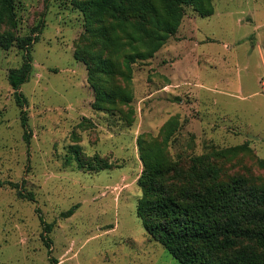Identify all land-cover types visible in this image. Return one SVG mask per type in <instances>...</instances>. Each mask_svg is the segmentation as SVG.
Returning a JSON list of instances; mask_svg holds the SVG:
<instances>
[{
  "label": "rangeland",
  "instance_id": "obj_1",
  "mask_svg": "<svg viewBox=\"0 0 264 264\" xmlns=\"http://www.w3.org/2000/svg\"><path fill=\"white\" fill-rule=\"evenodd\" d=\"M16 1L17 35L44 27L21 89L29 143L8 81L24 53L0 48V264H180L137 215L138 139L163 144L184 172L205 156L222 180L264 184V0H211L210 17L185 7L177 34L154 58L134 64L130 81L115 76L132 102L118 97L105 111L93 109L88 69L75 57L89 37L76 0ZM238 146V157L219 156ZM96 158L111 167L90 170ZM40 216L53 225L49 234Z\"/></svg>",
  "mask_w": 264,
  "mask_h": 264
},
{
  "label": "trees",
  "instance_id": "obj_2",
  "mask_svg": "<svg viewBox=\"0 0 264 264\" xmlns=\"http://www.w3.org/2000/svg\"><path fill=\"white\" fill-rule=\"evenodd\" d=\"M76 4L84 14L89 37L86 45L77 48L75 57L88 69L95 94L92 106L97 111L115 106L118 97L132 102V94L115 84V76L130 81L134 64L154 58L177 34L185 7L193 6L202 17L214 15L211 0H76ZM17 21V1L0 0V48L8 51L16 47L24 53L23 64L9 71L8 81L22 110L24 139L29 143L32 133L23 110L27 98L21 89L33 73L32 49L44 22L30 35L19 36L13 31ZM171 133L166 130L165 141ZM138 145L144 168L138 180L142 196L137 215L153 239L180 264H264V184L239 175L222 180L220 167L205 156L195 157L191 170L184 172L169 159L163 144L142 137ZM241 151L244 147L238 146L220 151L219 156L238 157ZM96 160L90 170L111 167ZM10 184L19 198L34 201L22 184ZM3 185L0 182V187ZM77 208L73 206L62 216H73ZM40 218L44 233L49 234L53 225ZM43 239L49 247L51 241L45 235Z\"/></svg>",
  "mask_w": 264,
  "mask_h": 264
}]
</instances>
